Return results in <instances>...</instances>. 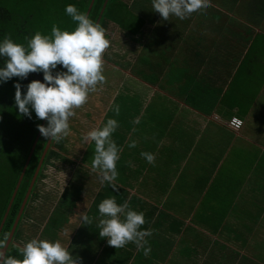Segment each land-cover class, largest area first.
Returning <instances> with one entry per match:
<instances>
[{
	"label": "crops",
	"instance_id": "crops-1",
	"mask_svg": "<svg viewBox=\"0 0 264 264\" xmlns=\"http://www.w3.org/2000/svg\"><path fill=\"white\" fill-rule=\"evenodd\" d=\"M119 1L132 15L124 26L104 27L105 81L69 118L72 166H50H68L72 176L70 187L51 196L47 217L58 213L60 226L52 225L47 238L83 264H264V16H241L230 9L238 2L210 0L203 15L163 20L151 0ZM230 116L243 121L241 128L227 125ZM108 118L119 124L111 138L120 158L115 187L105 182L103 191L89 172L94 146L82 134ZM141 152L152 153L154 164ZM80 186L87 197L77 195ZM107 197L144 213L141 227L152 232L147 256L133 243L116 249L98 240L97 206ZM82 214L93 222L83 225ZM94 241L92 253L79 247L87 244L89 252Z\"/></svg>",
	"mask_w": 264,
	"mask_h": 264
},
{
	"label": "clouds",
	"instance_id": "clouds-1",
	"mask_svg": "<svg viewBox=\"0 0 264 264\" xmlns=\"http://www.w3.org/2000/svg\"><path fill=\"white\" fill-rule=\"evenodd\" d=\"M151 5L163 20H169L170 16L183 20L193 13L205 14L210 0H151ZM64 11L76 25L71 31L53 24L50 36L36 31L26 38V46L7 35L0 39V58H4L0 83L13 77L24 79L30 72L42 73V81H30L23 93L21 83L14 82V103L19 115L32 118L34 113L37 120L46 121L36 127L50 142H60L70 134L69 118L75 116L74 109L85 104L88 94L105 81L102 53L109 47L104 28L87 14L72 4L66 5ZM58 65L62 70H57ZM111 111L118 115L119 105H113ZM133 123L138 124L139 118ZM118 127L116 119L108 118L101 126L82 134V142L94 146L90 170L101 184L106 182L113 187L118 176L116 162L120 148L111 136ZM135 146L136 141L130 140L128 147ZM140 155L154 164L152 153ZM97 208L100 238H106L107 244L116 249L133 243L148 255L150 249L145 246V238L151 237L152 232L141 227L145 224L142 211L132 209L127 202L117 204L112 197L104 198ZM80 219L83 225L93 222L87 214ZM18 251L19 259L0 250V264H80L59 240L31 238Z\"/></svg>",
	"mask_w": 264,
	"mask_h": 264
},
{
	"label": "trees",
	"instance_id": "trees-1",
	"mask_svg": "<svg viewBox=\"0 0 264 264\" xmlns=\"http://www.w3.org/2000/svg\"><path fill=\"white\" fill-rule=\"evenodd\" d=\"M19 1L20 0H0V39L7 35L15 42L26 46V38H31L36 31L51 35L49 34L51 33L49 25L57 10H51L50 7L48 9H43L41 3L44 0H42L41 3L32 2L29 4L28 7H25L29 9L28 12L24 13L18 11ZM90 1L91 0H65V2L75 5L79 11L85 14ZM103 2L104 0H94L89 10L87 16L94 23L99 15ZM227 2L228 1L225 0V3ZM231 2H233L234 5H236L237 2L239 3L238 7L236 6L230 9L235 10L238 8L241 16H264V0H230L229 3ZM64 9L63 12L65 13ZM131 15L130 9L121 1L108 0L100 18L99 25L104 28L108 21H112L124 26L123 23L125 19ZM67 18H70V16L67 15ZM70 26L75 28L76 25L73 22ZM68 27H64V29ZM3 62L4 58H0V66L3 65ZM57 70H62L59 65L57 66ZM34 79L42 81V73L30 72L24 79L13 77L7 82L0 83V223L25 164V160L37 135L38 130L36 126L42 122V120L36 119L34 113L32 114V118L18 114L14 103V82L19 81L21 83V91L23 93L25 90L24 86ZM44 124H46V121ZM68 140V137H65L60 142L52 141L5 255H12L19 259L18 249L31 238L40 239L43 230L42 227H45V225L49 223L50 218H48L43 226L48 215L47 210L50 207V203L46 200L47 197L45 193L41 191L42 185H44L43 180L46 177L44 170L56 161L69 163L72 152L68 150ZM46 141L47 139L40 134L0 230V248L4 245L12 228L13 219H15L18 213Z\"/></svg>",
	"mask_w": 264,
	"mask_h": 264
},
{
	"label": "rangeland",
	"instance_id": "rangeland-1",
	"mask_svg": "<svg viewBox=\"0 0 264 264\" xmlns=\"http://www.w3.org/2000/svg\"><path fill=\"white\" fill-rule=\"evenodd\" d=\"M41 1L42 0H20L19 4H18L19 5L18 11H22L24 13H27L29 9L25 8V7H28V5L31 4L32 2L41 3ZM141 1L146 2V4H147V2H149V0H141ZM227 1L230 2V0H227ZM43 2L41 3L43 9L44 8L48 9L50 7L51 10H57V12H55V14L53 16V20L50 22V25H49L50 26V32H51V28H52L53 24H56L61 30L63 29V30H69L70 31L74 28V27L70 26L73 23V21L71 20V17L67 18V14L63 12L64 7L68 4L67 2H65V0H44ZM64 27H68V28L64 29ZM49 34H51V33H49ZM69 125L71 126V120L70 119H69ZM67 137L70 141L72 140V132L71 131ZM57 162H61V161H56L54 163H57ZM87 162H89V160H87ZM87 162H85V163H87ZM68 165L72 166L70 161H69ZM50 166H51V164L47 167V169L44 170V172L47 173L48 176L46 178H44V180H43L45 186H42L41 191H43L45 193V195H46V193H49V194L53 193L47 197L48 203L51 204V196H53L54 199L57 197V194H55L56 193L55 191L61 190L63 187V184H65V183H68L69 184L68 187H70L72 169H70L67 165H65L67 167H64V168H61L58 170H55L54 168H52ZM89 172H91L93 175H95V173H93L92 171H89ZM79 175H80V177H75V179L78 181L83 180L82 177L85 176V173L83 172V170L80 171ZM96 179H97L96 177H92L90 180H92L94 182V184L97 186ZM56 182L58 183V185L56 184ZM106 187H107V185L103 184L102 190L103 191L108 190V189H106ZM84 188L85 187H82V186L78 187L79 192L77 193V195L86 194L85 197H87L88 196L87 194H89V192H87V190ZM72 193H73L72 191L69 192V190H67L65 195L69 194L70 195L69 197H72V195H73ZM69 197H67L68 200H70ZM60 214H62V213H60ZM47 218H46V220H47ZM52 225L60 226V217L58 216V213H57V215H55V217L54 216L52 217V219L50 220V222L46 226L45 230H43L42 236H40V239H48L47 236L49 234H51L50 228H52ZM69 228L72 229L73 227L69 226ZM47 231H49L48 232L49 234H47ZM73 237H74V235L72 234L69 238V241H68L70 244L69 247L71 249H74V247L77 246L75 244V242L72 241ZM99 239H100V237H98V240ZM92 243L93 244H91V250H89V252H88L89 247L87 244H80L79 247L84 253L89 254V253H92L93 248L97 245L95 243V241ZM69 252L71 253L70 250H69ZM85 261H88V260H85ZM115 261L116 260H108V264H115ZM79 262H80V264H83L82 260H79ZM91 264H104V263L102 262V260H94L93 259Z\"/></svg>",
	"mask_w": 264,
	"mask_h": 264
},
{
	"label": "water",
	"instance_id": "water-1",
	"mask_svg": "<svg viewBox=\"0 0 264 264\" xmlns=\"http://www.w3.org/2000/svg\"><path fill=\"white\" fill-rule=\"evenodd\" d=\"M93 1H94V0H91L90 3H89L88 9H87V11H86V14H87V15H88V13H89V10L91 9V6H92V4H93ZM107 1H108V0H104V2H103V4H102V7H101V9H100L99 15H98V17H97L95 23H99V20H100V18H101V16H102V13H103V11H104V8H105V6H106ZM44 122H45V120H42L41 124H44ZM39 135H40V133H39V131H38V132H37V135H36V137H35V140H34L32 146H31V149H30V151H29V153H28V156H27V158H26V160H25V164H24L23 169H22V171H21V173H20V175H19L18 181H17V183H16V185H15V187H14V190H13L12 196H11V198H10V200H9V203H8V205H7L6 211H5V213H4V215H3V218H2V220H1V223H0V230H1L2 225H3V223H4V220H5V218H6L7 214H8V211H9V209H10L11 203H12V201H13V198H14L15 194H16V191H17V189H18L19 183H20V181H21V178H22L23 173H24V171H25V168H26V166H27V164H28V161H29V159H30V157H31V154H32V152H33L34 146H35V144H36V141H37ZM51 143H52V141L50 142V141L47 139L46 144H45V146H44V149H43V151H42V154H41V156H40V159H39V161H38V164H37V166H36V169H35V171H34V173H33V175H32V178H31V180H30V182H29V185H28V187H27L26 193H25V195H24V198H23V200H22V203H21V205H20V208H19V210H18V213H17L15 219H13L14 222H13L12 228H11L9 234H8V237H7V239H6L5 243H4V245L0 248V250H3L5 253H6V250H7L8 246H9V244H10L11 241H12V236H13L14 230H15L16 225H17V223H18V221H19V218H20V216H21V214H22V212H23L24 206H25V204H26V202H27V199H28V197H29V195H30V192H31L32 187H33L34 182H35V179H36L37 174H38V172H39V170H40V168H41L42 162H43V160H44V157H45L47 151L49 150V148H50V146H51Z\"/></svg>",
	"mask_w": 264,
	"mask_h": 264
},
{
	"label": "built area",
	"instance_id": "built-area-1",
	"mask_svg": "<svg viewBox=\"0 0 264 264\" xmlns=\"http://www.w3.org/2000/svg\"><path fill=\"white\" fill-rule=\"evenodd\" d=\"M242 124H243V121L237 116H230L227 121V125L230 128L235 129V130L241 128Z\"/></svg>",
	"mask_w": 264,
	"mask_h": 264
}]
</instances>
